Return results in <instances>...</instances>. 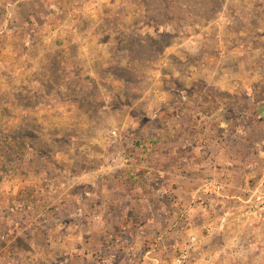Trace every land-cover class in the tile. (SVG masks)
Returning a JSON list of instances; mask_svg holds the SVG:
<instances>
[{"label": "rangeland", "instance_id": "rangeland-1", "mask_svg": "<svg viewBox=\"0 0 264 264\" xmlns=\"http://www.w3.org/2000/svg\"><path fill=\"white\" fill-rule=\"evenodd\" d=\"M19 11L0 26V250L11 242L0 264H58L68 198L85 192L128 196L156 226L162 137L180 131L178 116L264 103V0H36ZM122 154L130 175L115 181Z\"/></svg>", "mask_w": 264, "mask_h": 264}, {"label": "crops", "instance_id": "crops-1", "mask_svg": "<svg viewBox=\"0 0 264 264\" xmlns=\"http://www.w3.org/2000/svg\"><path fill=\"white\" fill-rule=\"evenodd\" d=\"M35 2L14 0L5 9L0 5V26L9 25L3 16L12 9L19 13ZM235 109L239 111L232 109L233 118L219 109L190 112L186 121L180 114L176 118L180 131L162 137L165 207L156 226L131 214L134 205L128 196L112 201L86 192L79 198L70 196L67 204L75 210L59 223L64 225L58 228L61 238L54 246L63 257L58 264H165L192 235L203 241L200 254L214 256L216 264H264V223L252 232L244 231L239 202L250 189L264 194V103L252 102L247 109L236 104ZM122 156L115 181L130 175L124 168L131 166L130 158ZM4 205L0 202V211ZM6 235L0 239L4 241ZM251 240L256 243L252 248ZM233 243L239 247L235 256L230 254ZM147 252L153 254L151 258Z\"/></svg>", "mask_w": 264, "mask_h": 264}, {"label": "built area", "instance_id": "built-area-1", "mask_svg": "<svg viewBox=\"0 0 264 264\" xmlns=\"http://www.w3.org/2000/svg\"><path fill=\"white\" fill-rule=\"evenodd\" d=\"M246 198L240 199L241 211L240 222L244 231L252 232L259 225L264 223V194L257 189L246 191ZM244 237V234H242ZM250 247L256 246L252 240L248 243ZM204 246L203 241L195 235L190 236L179 248L178 252L165 264H216L212 255H201L200 251ZM230 254H239V247L236 244L230 245ZM151 252H147L148 258L152 257Z\"/></svg>", "mask_w": 264, "mask_h": 264}, {"label": "trees", "instance_id": "trees-1", "mask_svg": "<svg viewBox=\"0 0 264 264\" xmlns=\"http://www.w3.org/2000/svg\"><path fill=\"white\" fill-rule=\"evenodd\" d=\"M230 105V108H227L226 107V105H220V104H217V108L215 107V110H220V112L221 113H224V114H229V113H231L230 115H232L231 116V118H233L234 116V114H233V110H232V108H231V104H229Z\"/></svg>", "mask_w": 264, "mask_h": 264}]
</instances>
